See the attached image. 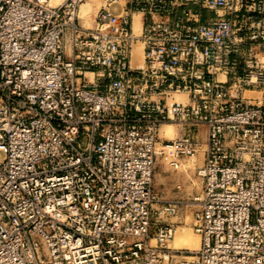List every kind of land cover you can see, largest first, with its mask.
Masks as SVG:
<instances>
[{"label": "built area", "instance_id": "1", "mask_svg": "<svg viewBox=\"0 0 264 264\" xmlns=\"http://www.w3.org/2000/svg\"><path fill=\"white\" fill-rule=\"evenodd\" d=\"M88 1L0 0V264H264V0ZM201 148L173 261L155 158Z\"/></svg>", "mask_w": 264, "mask_h": 264}, {"label": "rangeland", "instance_id": "2", "mask_svg": "<svg viewBox=\"0 0 264 264\" xmlns=\"http://www.w3.org/2000/svg\"><path fill=\"white\" fill-rule=\"evenodd\" d=\"M90 2L94 4L95 1ZM135 15L141 17L140 14ZM201 159L200 151L194 157H181L176 161L178 167L175 168L172 157L168 153L156 154L152 179L153 193L159 201L177 204L176 213L162 217L176 227L174 237L167 242L173 261L191 259L196 255L199 247L200 236L194 231L192 224L199 209L195 197L201 192V180L197 175V167L203 163ZM185 231H188L190 235L183 237ZM179 236L185 239L182 238L178 241L179 245L173 248L174 240ZM197 239L198 244L195 241Z\"/></svg>", "mask_w": 264, "mask_h": 264}, {"label": "bare ground", "instance_id": "3", "mask_svg": "<svg viewBox=\"0 0 264 264\" xmlns=\"http://www.w3.org/2000/svg\"><path fill=\"white\" fill-rule=\"evenodd\" d=\"M95 1V0H94ZM99 6V2L98 1H95L94 4L90 1L88 2H85L83 3L81 6H80V12H79V15L80 17L82 18V22L86 25V26H92L93 25V21H94V15H95V12L97 10ZM140 26H141V20H140V17L138 15H134L133 17V28L136 32H139L140 31ZM136 49H137V55L140 56L141 55V48H140V45L138 44L136 46ZM176 98L178 100H184L185 99V96L184 95H176ZM175 125L173 123H165L163 124L161 127H160V136H166L168 138H174L175 135H176V126L174 127ZM200 153H201V161L204 162V149L201 148L200 150ZM198 151V152H199ZM178 167V164L175 165V168ZM181 227V226H179ZM176 232V231H175ZM187 235H190V233H188V231H185L183 233V237H186ZM177 237L175 238V242L173 243L172 247H177L176 245H179L178 244V241H180L183 237ZM185 239V238H183ZM200 239V238H199ZM196 243L198 244L199 240H195ZM201 242V240H200ZM199 247H200V243H199ZM198 247V249H199Z\"/></svg>", "mask_w": 264, "mask_h": 264}, {"label": "crops", "instance_id": "4", "mask_svg": "<svg viewBox=\"0 0 264 264\" xmlns=\"http://www.w3.org/2000/svg\"><path fill=\"white\" fill-rule=\"evenodd\" d=\"M160 135H162V134H160Z\"/></svg>", "mask_w": 264, "mask_h": 264}]
</instances>
